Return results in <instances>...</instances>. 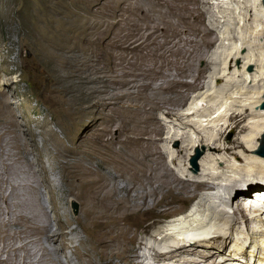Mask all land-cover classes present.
I'll return each instance as SVG.
<instances>
[{"label": "rangeland", "instance_id": "rangeland-1", "mask_svg": "<svg viewBox=\"0 0 264 264\" xmlns=\"http://www.w3.org/2000/svg\"><path fill=\"white\" fill-rule=\"evenodd\" d=\"M184 3L195 11L200 8V12H195L199 17L196 14L187 24L177 15L188 13V9L183 7L182 13H171L157 0H0V90H6L17 119L15 126L7 124L3 119L12 118L8 116L9 111L2 108L5 118H0V264H53L44 251L45 239L33 242L29 238H18V234L40 233V228L47 225L57 230V216L69 234L72 228L78 227L75 220L83 217L86 207L67 182L71 181L68 177L73 170L64 173L63 162L68 163L69 159L59 156V146L79 151L73 162L82 160V166L88 171L86 177L96 179L92 172L103 165L102 173L107 175L105 182L110 186L118 183L115 185L119 187H136L132 196L150 194L151 183L159 186V174L165 170L158 161L148 162L147 165L159 169L151 180H143L145 187H142L137 168L143 154L153 152L158 157L161 150L171 171L183 179L202 178L204 168L200 161L206 154H210L207 164L212 166L205 165L206 169L227 171L224 164L217 170L219 165L215 167L213 163L225 157L222 153L199 149L202 157L197 159L198 169L194 172L190 161L196 149L192 150L190 140L197 142L209 133L215 134L219 122L207 126V118L203 116L227 94L260 89V78L252 84L245 83V78L254 76L257 71L254 65L237 71L241 70L244 59L235 61L236 70L231 68L218 76L224 68V59L236 53V47L245 42L240 40L242 30H237L233 12L243 9L246 2L185 0ZM248 5L264 10L263 0H250ZM253 19L254 16L250 25L254 24ZM155 26L160 28L156 41L151 35ZM169 29L173 33L163 35ZM177 31L180 33L176 34ZM240 53L245 57L249 50H240ZM215 75L222 80L217 81ZM3 80H7L6 85L2 84ZM168 81L182 84L183 95L167 91ZM220 90H224V94L217 100L206 98L199 103L201 96ZM157 103L164 108L156 109ZM194 104H198L200 110L187 118L184 115L193 113ZM233 105L230 108L234 111L240 107ZM156 116L163 126L159 134H154L158 129ZM201 121L206 125L202 126ZM240 122L239 130L228 129L227 142L249 135V132L241 134L240 130L246 124L251 126L253 119L250 117L244 122L238 117L234 124ZM194 128L198 129L197 133ZM173 136L175 140L170 143ZM39 158L44 172L38 164ZM44 173L50 184L44 181ZM62 175L68 176L67 181ZM168 177L163 181H172ZM225 183L218 182L222 185L216 191H223ZM204 193L198 200L180 199L176 207L182 210L169 216H157L163 205L155 206L147 214L150 228L137 231L127 254L134 255L133 249L140 251L139 243L149 240L147 230L152 232L193 214L195 206L209 192ZM254 193L256 190L245 212L250 220L257 216L260 220L249 222L250 234L252 227L264 229V202L260 199L264 201V192L260 196ZM148 201L152 205L150 195ZM243 202L245 198L239 195L227 210L232 212ZM243 226L240 224L242 230H246ZM78 230L89 239L80 227ZM154 240L156 238L150 239ZM23 244L28 246L22 248ZM159 246L164 248L166 244ZM240 246L234 241L221 254L229 257ZM7 247L20 248V251L10 252L9 256L4 250ZM142 251H146L145 246ZM145 253L147 264H155L150 252ZM236 257L227 264H245V259Z\"/></svg>", "mask_w": 264, "mask_h": 264}, {"label": "bare ground", "instance_id": "bare-ground-1", "mask_svg": "<svg viewBox=\"0 0 264 264\" xmlns=\"http://www.w3.org/2000/svg\"><path fill=\"white\" fill-rule=\"evenodd\" d=\"M157 1L159 4H163L168 8V11L171 13L179 14L183 7L186 8V10L188 9V13L177 15L180 17V19H178L186 24L191 21L190 19L192 17H196V14L197 17L200 15L195 13L198 12L200 8H198V11H195L194 9L187 7L184 3L185 0ZM192 1L198 3L201 0ZM249 1L250 0H245L246 5L243 6L244 8L234 10L233 14L235 16L232 15L234 18L232 19L236 21L237 30H242V37L240 40L245 42L242 43L241 46L236 47V53H231L224 59V68L218 76L222 73L225 74L227 70H230L231 68H235V64L237 63H235V61L238 58L244 59L245 62H243L241 70L238 69L237 71H244L247 65H254L257 71L254 76L250 75V78H245V83L252 84L260 78V82H262L260 89L256 92L248 90L243 93V90H239L238 92L227 94L226 97L222 98L221 102L217 103L215 108L212 107L211 109H208V111L205 112L206 115L203 116L207 118V126L211 124L215 125L219 122V125L215 128V134L214 132H208L209 135H207V137H203L197 142L190 140L192 150L203 149L208 153H222L225 157H222L219 160L216 159L213 163L215 164V167L216 165H219L218 168H216L217 170L221 169V166L224 164V166H227L224 168L227 169V171L218 172L219 170L214 171L212 169H206L208 167L205 168V165L209 166V168L212 167L207 164L211 158L209 156L210 154H206L200 161V166L204 168L203 173L200 174L202 178L183 179L171 171L167 165L165 155L162 154L161 150L158 157H156L153 152L150 154H143L139 159L140 166L138 165L139 167H136L138 170V177L141 178L138 181L142 187H145L143 185V180H151L155 171L159 169L147 165L148 162L152 164L154 161H158L165 170H163L164 173L162 175L159 174L161 182L159 186H153L154 182L151 181L150 194H144L143 192V194L132 196L131 193H136V187H119V185H115L118 183L111 184L112 186H110V184H107V181L105 182L107 175L105 176L102 173L103 165L100 167V170L95 169L97 171L92 172L93 177L96 176V179H89L86 177L88 171L82 166V160H79V162H73L77 157L76 152L78 153L79 151L74 149L70 151L67 150L64 145V147L61 145L62 147L59 146V156L65 160L69 159L68 163L63 162L64 173L65 171L71 173L73 170L70 178L66 175H62V178H64L65 181H67V177L71 180L70 182H67L70 184V187H72V193L78 198H81L84 207H86L83 217H77L75 223L83 230V233H85L89 239L86 240L85 237L81 236L78 227L71 229L72 234L66 232V225L63 227V223H61L62 220L58 218V216L56 221L58 224L57 230H55L53 226L50 227L47 225L44 228H40V233H19L17 236L18 238H29L33 242L45 239L46 246L44 251L47 256L49 255L50 261H52L53 264H147L146 251L150 252L152 259L156 261L155 264H227L228 262H231V260L233 261L236 256L245 259V264H264V229L260 226L258 229L252 227V229H250V234L248 230L250 228L249 222L252 220H258L259 216L250 220L245 212L248 210L246 204L248 200L252 199L251 196H253V192L256 190V193L254 194H257V196H260L263 194L261 192H264V155H262L260 151V145L264 133V107H260L262 102H264V10L251 8L248 5ZM180 13H182V11ZM253 16L254 24L251 23L250 25V20ZM159 29V27L155 26L153 33L150 31L154 41L158 40V37L160 36H158V34H160ZM170 31L171 29L167 30L163 35L169 34ZM171 32L173 33V31ZM178 33L180 32L177 31L176 34ZM207 34L209 33L207 32ZM248 35L249 38L247 40ZM151 38H149V40ZM203 41L206 42L207 40L204 39ZM249 41H253V43H250ZM244 49L249 50V55H246L245 57L241 56L240 53V50ZM245 75L248 76V74ZM218 76L215 75V79L220 82L222 78ZM168 82L169 83L166 87L167 91L173 95H183V92L180 91V89H183L180 87L182 84L179 82L175 83L174 81ZM2 84L6 85L7 80H3ZM183 85L187 86L186 84ZM242 89L244 88L242 87ZM5 91V89L0 90V118H5V116H3L2 108L7 109L9 111L8 116L12 119L6 117L3 120H6L7 124L15 126L17 119L11 110L9 98L5 95ZM223 94L224 90L216 92L210 91L209 96L203 95L198 101L199 103L204 102V99L206 98H209L211 101L217 100ZM238 95L241 96L235 97ZM157 104L158 105L155 107L156 109L164 108L163 105H159V103ZM232 105L234 107H237V105L240 107L234 111V109L230 108ZM252 109L254 111H252ZM191 110L193 113L189 112L184 116H187L188 118L195 113L198 114V111L200 110L199 105L194 104ZM168 114H171V112ZM216 114H218L217 117H214ZM238 117H241L244 122L250 117L253 119L251 126L246 124L241 127L240 130L241 134L249 132V135L243 138H235L234 140L227 142L226 135L228 129H231L232 131L240 129V124L242 122L234 124ZM157 119L156 116L154 121L157 124L158 129L154 134H159V132L163 130L161 122ZM201 122L203 126L205 121ZM194 130L197 133L198 129L194 128ZM32 136L33 135H31V138ZM140 139H142V137ZM170 139L171 143L175 140V137L173 136ZM147 141L148 140H146V142ZM35 144H33V146H35ZM110 145V147H112V144ZM80 146L82 147V145ZM85 153L88 152L85 151ZM175 161L177 160H174V162ZM107 162H105V164ZM38 164L44 172L45 167L40 158ZM232 164L234 166H231ZM242 164L244 166H242ZM167 176H169L170 178H168L170 180L172 179V181L168 180L167 182L166 179V181H163V178H167ZM48 180V175H45L44 173V181L47 183ZM217 181L226 182L224 186H222L223 191L221 190V192L216 191V189L218 188L217 190H219V186L222 185L218 184ZM48 184H50V182H48ZM204 192L209 193L197 204V206H195L196 209H193V211L195 210L193 214L187 215L185 219H180L181 221L175 220L172 223L169 222L168 225H163L152 232L147 230V232H149V240L146 243V240L139 243L140 251H135L133 249L132 251L134 255L127 254L130 250V245L134 240L133 236L137 231L144 228H150L151 224L148 223L150 217L147 214L153 211L156 208L155 206L163 205V210H161L160 215L157 216H169L171 213H175L181 209L176 207V204L180 199L183 201L186 200V198H197L198 200L200 195ZM123 193L126 194L121 196ZM225 194H228L229 196L227 197ZM149 195L153 201L152 205H150L148 201ZM159 195L162 196L160 200L157 199ZM239 195L242 198H245V202L241 203L232 212L230 210L228 211L227 207H229L233 203V199L237 198ZM260 199L264 202L263 198ZM239 212H241V215H238ZM240 224H244L246 230H242ZM90 228H92V230L95 229V232L93 231L92 233ZM241 235H244V237ZM13 238L14 236L11 237V239ZM155 238L156 240L152 242L150 241V239ZM234 241L241 245L240 248L237 250V247H234L235 250H233V253L230 254L229 257H223L221 253L226 250L227 246L234 243ZM161 243H165L166 246L161 248L159 246ZM3 246L5 247V245ZM27 246V244H23L22 248H26ZM144 246L146 247V251L141 252ZM4 250H6V252H8L7 254L10 256V252L20 251V248L13 249L12 247H7ZM1 261L2 260H0V262ZM11 261L12 260H10V262Z\"/></svg>", "mask_w": 264, "mask_h": 264}, {"label": "water", "instance_id": "water-1", "mask_svg": "<svg viewBox=\"0 0 264 264\" xmlns=\"http://www.w3.org/2000/svg\"><path fill=\"white\" fill-rule=\"evenodd\" d=\"M264 2V0H263ZM261 107H264V103L261 105ZM260 151L262 154H264V133H263V140L262 143L260 145ZM202 152L200 150H196L195 153L191 156V165L193 166V171L196 172L198 169V165H197V159L201 156Z\"/></svg>", "mask_w": 264, "mask_h": 264}]
</instances>
